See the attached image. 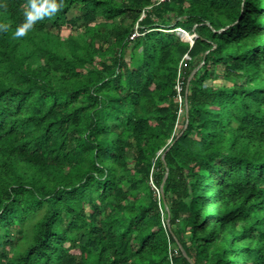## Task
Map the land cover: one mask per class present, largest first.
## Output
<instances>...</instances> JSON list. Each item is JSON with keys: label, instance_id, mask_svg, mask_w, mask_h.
<instances>
[{"label": "trees", "instance_id": "16d2710c", "mask_svg": "<svg viewBox=\"0 0 264 264\" xmlns=\"http://www.w3.org/2000/svg\"><path fill=\"white\" fill-rule=\"evenodd\" d=\"M27 4L0 0V264H264V0H63L16 37Z\"/></svg>", "mask_w": 264, "mask_h": 264}, {"label": "clouds", "instance_id": "9594fccd", "mask_svg": "<svg viewBox=\"0 0 264 264\" xmlns=\"http://www.w3.org/2000/svg\"><path fill=\"white\" fill-rule=\"evenodd\" d=\"M63 0L58 3L57 0H44L43 3L37 4L36 0H28L27 7L25 8V22L18 26L14 32L16 37L24 36L27 30L34 27L35 23L39 19H43L45 16H51L56 13L62 6ZM9 25L7 23H0V32L7 31Z\"/></svg>", "mask_w": 264, "mask_h": 264}, {"label": "water", "instance_id": "95a60500", "mask_svg": "<svg viewBox=\"0 0 264 264\" xmlns=\"http://www.w3.org/2000/svg\"><path fill=\"white\" fill-rule=\"evenodd\" d=\"M195 28V26L193 27V29ZM173 32H175V34L179 37H182L184 39H186L187 41H189L191 44H192V40L191 38L189 37V34H187L185 31H183L182 29H175V30H172ZM208 53L205 52V55ZM204 55V57H205ZM203 57V59H204ZM203 64V62L200 63V65L198 67H196L189 75L187 81H186V88H185V94H184V109H185V123H184V126H183V129L181 130V132L179 133V135H177V137L175 138V140L184 132V130L186 129L187 127V124H188V100H187V92H188V88H189V84H190V80L191 78L193 77V75L199 70V68L201 67V65ZM170 141V140H169ZM162 160H164V153L162 155ZM167 177V171L164 175V177L162 178V183L160 185V188H159V191H160V194L162 196V198L164 199V193H163V185H164V182H165V178ZM168 210V208H167ZM167 222H169V216H168V219H167ZM168 229H170V226L168 224ZM177 243V247L180 251V253L182 254V256L188 260L191 264H193L191 262V260L189 259L187 253L185 252V250L183 249V247L181 246V244L179 242H176Z\"/></svg>", "mask_w": 264, "mask_h": 264}, {"label": "built area", "instance_id": "2783aa9c", "mask_svg": "<svg viewBox=\"0 0 264 264\" xmlns=\"http://www.w3.org/2000/svg\"><path fill=\"white\" fill-rule=\"evenodd\" d=\"M167 0H152V5L149 6L148 8H151L152 6H157L161 3L166 2ZM137 26L135 27V31H133L134 33L130 36V39H133L134 37L138 36V32H136L137 30ZM184 66L183 62L181 61L179 63L178 66V71H177V80H176V84H175V92H176V101H177V105L179 107L178 109V116H182L185 115V109H184V96H183V91H184V82H183V77L181 75V67ZM171 247L169 246V261L172 264V260H171Z\"/></svg>", "mask_w": 264, "mask_h": 264}, {"label": "rangeland", "instance_id": "374dc122", "mask_svg": "<svg viewBox=\"0 0 264 264\" xmlns=\"http://www.w3.org/2000/svg\"><path fill=\"white\" fill-rule=\"evenodd\" d=\"M75 14H76L75 11L70 12V13L68 14V18L74 16ZM67 32H68V30H64L61 34L65 35V34H67Z\"/></svg>", "mask_w": 264, "mask_h": 264}]
</instances>
